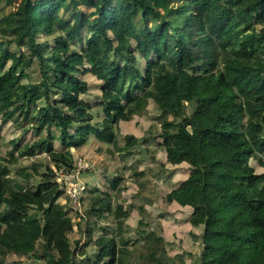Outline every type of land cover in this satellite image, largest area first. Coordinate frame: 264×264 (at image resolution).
I'll return each mask as SVG.
<instances>
[{
    "label": "trees",
    "instance_id": "16d2710c",
    "mask_svg": "<svg viewBox=\"0 0 264 264\" xmlns=\"http://www.w3.org/2000/svg\"><path fill=\"white\" fill-rule=\"evenodd\" d=\"M2 1L13 6L0 15V118L35 136L0 157V264L5 251L23 258L38 247L47 264H175L153 233L141 234L138 255L121 234L73 248L75 225L59 203L56 173L77 171L71 148L92 134L116 143L113 127L140 115L144 100L167 117L168 164L189 169L166 201L193 210L201 249L193 264H264V171L256 170L264 169V0ZM78 75L102 83L101 124L80 99L90 87ZM136 143L128 137L127 146ZM38 152L54 169L35 185L37 166L12 176ZM97 193L83 219L90 240L95 217L114 212L111 194ZM114 215L123 230L128 212L117 205Z\"/></svg>",
    "mask_w": 264,
    "mask_h": 264
},
{
    "label": "rangeland",
    "instance_id": "374dc122",
    "mask_svg": "<svg viewBox=\"0 0 264 264\" xmlns=\"http://www.w3.org/2000/svg\"><path fill=\"white\" fill-rule=\"evenodd\" d=\"M12 6L2 1L0 15H7ZM156 26L157 22L151 24L152 33ZM30 73L35 81H41L38 64ZM78 77L88 82L90 87L88 94L81 96L80 99L91 106V113L95 115L93 124H101L105 117L98 107L102 99L100 90L102 83L90 75L85 77L78 75ZM139 105L144 109L140 115L131 122H121L113 127L116 143L115 141L106 143L92 134L87 137L83 146L71 148L77 161V173H74V178L67 185L59 182V179L64 177V173H56L57 182L65 192V195L59 199V203L66 206L75 225L74 232L70 236L72 247L77 246V241L83 247L90 241L94 243L100 237L107 235H114L119 241V234H121L123 239L133 242L128 249L138 255V252L144 248L141 234L153 233L164 240V247L168 255L175 260V264H193L196 255L201 252L200 247L196 245L198 239L196 236L199 232L188 221L193 210L190 207L182 208L177 203L168 204L166 201L167 195L188 178V166L168 164L167 155L162 146L163 141L160 138L162 123L167 117L161 116L159 109L152 102L144 100ZM26 130L28 131L29 128ZM26 130L13 122L3 123L0 118V157H7L9 152H13V141H18V144L23 147L34 140L35 134L32 129L28 132ZM130 136L137 139V143L132 147L127 146ZM54 144L55 148L60 149L58 142ZM15 155L19 157L20 152L15 151ZM34 166L40 168L39 176L32 180L34 185L41 180L40 175L45 172L47 166L54 169L48 155L38 152L33 157L21 158L16 165L12 166V176L16 177L19 168L34 173L32 170ZM256 170L258 173L264 171L257 164ZM112 180L119 182L115 189L112 188ZM77 182L85 187L78 204L72 202L68 190L66 191V187L71 189ZM97 192L102 195L111 194L114 212L117 205H123L128 216L123 220L125 221L123 230H118L114 212H105L100 219L95 217L97 225L94 227L92 240H90L86 233V221L83 219L90 211L93 199L99 196ZM87 251L93 252V247L89 246ZM189 251H192L191 255ZM42 254L41 247H38L35 253L23 258L9 250L5 251L4 260L5 264H47L40 257Z\"/></svg>",
    "mask_w": 264,
    "mask_h": 264
},
{
    "label": "built area",
    "instance_id": "2783aa9c",
    "mask_svg": "<svg viewBox=\"0 0 264 264\" xmlns=\"http://www.w3.org/2000/svg\"><path fill=\"white\" fill-rule=\"evenodd\" d=\"M77 173V171L75 172ZM64 177L62 179H59V182L61 183H65L67 185V183L69 181L72 180V178H74V174H71V175H66L64 174L63 175ZM60 183V184H61ZM68 190V195H69V198L72 200V202L78 204V202L81 200V195L82 193L84 192L85 190V187L80 185L78 182L76 185H72L71 189H68L66 187V191Z\"/></svg>",
    "mask_w": 264,
    "mask_h": 264
}]
</instances>
